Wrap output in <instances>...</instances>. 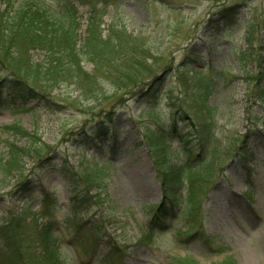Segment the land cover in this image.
<instances>
[{
	"label": "rangeland",
	"instance_id": "1",
	"mask_svg": "<svg viewBox=\"0 0 264 264\" xmlns=\"http://www.w3.org/2000/svg\"><path fill=\"white\" fill-rule=\"evenodd\" d=\"M32 1L55 12L62 0ZM71 1L80 77L0 68V227L31 212L20 255L0 241L4 259L22 264L33 227L50 225L65 264H264V0ZM93 1L103 39L87 33ZM142 59L137 86L116 93V69ZM153 142L170 169L214 163L188 216L186 183L162 203ZM10 143L20 163L4 175Z\"/></svg>",
	"mask_w": 264,
	"mask_h": 264
},
{
	"label": "trees",
	"instance_id": "2",
	"mask_svg": "<svg viewBox=\"0 0 264 264\" xmlns=\"http://www.w3.org/2000/svg\"><path fill=\"white\" fill-rule=\"evenodd\" d=\"M0 1L3 3L4 7L0 11L1 69L9 68V70H11L10 76L18 80H23L21 73L19 72L20 67L28 69V74L32 75L29 78L33 81L38 80L42 74L47 75L46 72L52 73L53 75L50 77H55L56 80L65 77H80L81 73L76 70V67L79 68V65L76 60L78 59V52L75 48L76 43L78 42L77 30L79 23L75 16V4L71 0H62L58 4V8L55 12H51V9H48L45 5L35 4L32 0H23L20 2H17V0ZM96 3V1L91 2L94 11L89 18L87 33L92 32L97 39H103L99 32L100 26L97 21L96 12L98 9ZM92 41L94 40L89 39L86 46L83 45L85 44L84 41L81 47H87L89 42ZM100 41L102 40L96 41V43L92 45V48L96 49L97 44ZM32 48H40L45 52L46 59L41 64L34 63L30 59L29 50ZM17 61H20L23 66ZM135 67V64H131L123 69L122 67L116 69L117 75L111 79L116 93L119 90H124L126 93L130 92L137 86H135V84L141 80L136 77L139 76L138 73L143 70L145 73L148 69V65L144 59L141 60L138 66L139 70H136ZM34 73H36V75H33ZM260 73L261 75H264L263 72ZM208 84L209 82H206L204 84L205 87H207ZM24 85H27V83ZM11 89L12 93L16 97L19 96L21 99H24V96L28 93L25 91V88H16L13 86ZM31 92H34L35 95H45L43 93L44 91H37L34 87ZM262 94L264 95V91ZM150 146L153 150L154 156L163 153L162 151H158L162 150L158 143L153 142ZM9 149L11 156L8 161L2 165V173L4 175H8V173L15 170V166L20 163V158L16 154L18 149L11 143L9 144ZM165 156L166 152L162 154L161 160H156L157 170L162 174V177L160 178V184L164 194V200L162 203L171 199L170 195H175L174 186L178 183L181 184L182 181L187 184V195L185 197L184 208L188 211L186 214V216H188L192 210H194V205L200 189L199 182L207 179L210 172L214 170V163L211 159H206L198 163L196 166L184 165L178 167V170H173L167 165L169 163ZM90 175L88 176L87 182H92V178L95 177L93 171L90 172ZM208 178H211V176ZM47 196L48 193H45L44 208H46L48 204ZM160 206L161 205H159V207ZM19 213L20 214L18 215L13 213L9 214V216L5 218L3 226L0 227V241L3 244L2 246L5 251H14L18 255H20V239L28 230V227L25 228L24 223L25 220L29 218L28 215L31 213L30 207L22 209ZM161 215L160 218L165 216L164 213ZM187 221L189 224L190 220L188 219ZM33 229L35 233H37L39 247L37 250H34L33 254H28L26 257L24 256V258H22V264H65L59 255V240L53 235L52 227L50 225H44L41 227L35 225ZM5 251L3 252L0 249V264H10L9 261L4 259ZM180 261L182 264H197L184 258ZM219 264L234 263L229 259H225Z\"/></svg>",
	"mask_w": 264,
	"mask_h": 264
}]
</instances>
